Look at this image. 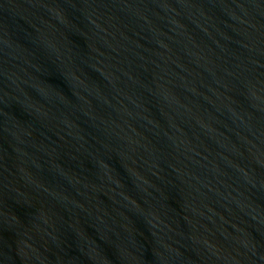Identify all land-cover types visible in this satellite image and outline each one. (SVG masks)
I'll return each mask as SVG.
<instances>
[{
	"label": "water",
	"instance_id": "obj_1",
	"mask_svg": "<svg viewBox=\"0 0 264 264\" xmlns=\"http://www.w3.org/2000/svg\"><path fill=\"white\" fill-rule=\"evenodd\" d=\"M0 264H264V0H0Z\"/></svg>",
	"mask_w": 264,
	"mask_h": 264
}]
</instances>
